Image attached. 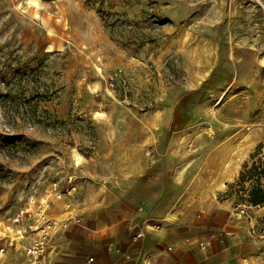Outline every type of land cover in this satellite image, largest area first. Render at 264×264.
Instances as JSON below:
<instances>
[{
	"label": "rangeland",
	"instance_id": "374dc122",
	"mask_svg": "<svg viewBox=\"0 0 264 264\" xmlns=\"http://www.w3.org/2000/svg\"><path fill=\"white\" fill-rule=\"evenodd\" d=\"M240 2L257 22L229 0H0V264L100 187H220L264 264V176L241 180L264 163V11Z\"/></svg>",
	"mask_w": 264,
	"mask_h": 264
},
{
	"label": "crops",
	"instance_id": "0c3cea01",
	"mask_svg": "<svg viewBox=\"0 0 264 264\" xmlns=\"http://www.w3.org/2000/svg\"><path fill=\"white\" fill-rule=\"evenodd\" d=\"M241 3L229 0V15L257 22V10ZM130 172L133 179L143 175L141 167ZM183 191L100 187L83 201H58L43 217L52 221L46 253L24 264H249L254 219L218 199L220 187ZM42 222L26 242L41 237Z\"/></svg>",
	"mask_w": 264,
	"mask_h": 264
},
{
	"label": "trees",
	"instance_id": "16d2710c",
	"mask_svg": "<svg viewBox=\"0 0 264 264\" xmlns=\"http://www.w3.org/2000/svg\"><path fill=\"white\" fill-rule=\"evenodd\" d=\"M246 172L250 174V177H255L257 181L261 179V177L264 176V163L256 164L253 163V165L248 168L245 166V169L241 171V180H243L244 176L246 175ZM249 195L251 196L250 202L253 205H259L261 203H264V187L258 182V184L253 185L249 191Z\"/></svg>",
	"mask_w": 264,
	"mask_h": 264
},
{
	"label": "built area",
	"instance_id": "2783aa9c",
	"mask_svg": "<svg viewBox=\"0 0 264 264\" xmlns=\"http://www.w3.org/2000/svg\"><path fill=\"white\" fill-rule=\"evenodd\" d=\"M263 9L264 11V1L263 0H255ZM51 225H49L48 228H50ZM48 247V238H47V232L41 234V237L33 243H30L25 251L26 254L29 257V260L31 262L37 263L40 258L46 253ZM92 260V258L90 259Z\"/></svg>",
	"mask_w": 264,
	"mask_h": 264
}]
</instances>
